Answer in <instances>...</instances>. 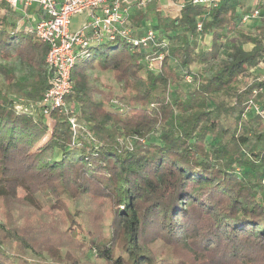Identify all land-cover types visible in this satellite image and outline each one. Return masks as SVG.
<instances>
[{
    "label": "trees",
    "instance_id": "1",
    "mask_svg": "<svg viewBox=\"0 0 264 264\" xmlns=\"http://www.w3.org/2000/svg\"><path fill=\"white\" fill-rule=\"evenodd\" d=\"M246 5L222 0L205 8L183 0L179 15L165 25L168 33H181H169L172 44L156 72L140 47L115 41L88 49L74 64L73 89L65 97L84 129L73 141L64 114L52 111L48 132L41 113L15 109L16 97L41 100L49 47L18 27L19 13L0 1V264H74L57 249H40L35 231H20L26 206L62 215L58 232L69 242L85 238L87 254L100 264H264V119L242 117L252 99L264 109V78L239 86L250 69L264 64V20L251 26L256 33L244 32L237 9ZM200 33L210 35L207 49L199 47ZM235 34L240 42L232 40ZM13 58L34 70L31 81L16 79L6 65ZM94 69L110 72L120 86L114 100L94 98L103 91L90 79ZM182 80L191 86L187 92L178 89ZM259 88L263 93L254 95ZM161 124L168 126L160 143L147 142ZM208 138L216 141L210 149ZM125 140L131 150L122 146ZM19 189L24 194L14 198ZM92 206L110 218L105 237L88 226ZM157 240L183 245L192 260L171 255L158 262L147 245Z\"/></svg>",
    "mask_w": 264,
    "mask_h": 264
},
{
    "label": "built area",
    "instance_id": "2",
    "mask_svg": "<svg viewBox=\"0 0 264 264\" xmlns=\"http://www.w3.org/2000/svg\"><path fill=\"white\" fill-rule=\"evenodd\" d=\"M0 1L8 3L11 7H16L18 3V0ZM159 1L161 0H21L25 8L35 5L43 13V18L27 27V31L49 47L45 58L47 87L41 100L32 104L29 109L38 108L45 119H48L54 110L64 114L74 141L84 129L75 108L66 103L65 97L73 89L71 72L76 60L87 55L88 49L92 47L122 41L130 47H140L146 55L148 69L156 72L161 65L167 43L160 40L156 31L150 27L142 35H136L128 17L133 8L140 9ZM220 1L222 0H192V4L210 8ZM172 3L180 9L183 4ZM246 6L237 9L239 24L243 29L264 20V0H247ZM84 12L88 15L86 22L77 31L70 32L72 16ZM197 31H201L200 23L197 24ZM154 49L159 51L152 52ZM184 80L186 83L192 82L189 75H186ZM258 93H263V88L253 90L254 95ZM248 104L242 115L244 119L250 113L264 119V109L255 99L250 100ZM16 109L21 110L20 106H16ZM86 136L92 138L89 133H86ZM124 145H129L126 148L131 150V142L127 141Z\"/></svg>",
    "mask_w": 264,
    "mask_h": 264
},
{
    "label": "rangeland",
    "instance_id": "3",
    "mask_svg": "<svg viewBox=\"0 0 264 264\" xmlns=\"http://www.w3.org/2000/svg\"><path fill=\"white\" fill-rule=\"evenodd\" d=\"M167 3V0H165ZM176 3H183L182 0H174ZM163 3V5L156 3L153 10L148 9L147 7H142L139 10L134 9L133 14H130L128 17L129 22L136 21L140 18H144L147 21V28H152L156 31V33L159 35V39H163L166 43L172 44V40L169 38V33L165 29V25L168 22V20L173 19L174 17H177L179 15V9L175 7L174 5L167 6V4ZM174 8L175 10H170ZM33 9H27L25 10V14H19L18 20H22V22L26 24H32L31 20V14H33ZM87 13H80L72 16L70 21L69 30L70 32L77 31L86 21H84V18H86ZM29 17V19H28ZM170 18V19H169ZM28 19V20H27ZM155 19L158 20L159 26L153 27L152 21H155ZM17 20V21H18ZM24 25V26H25ZM242 29V28H241ZM244 32L253 33L255 32V28H251V26H246L244 29H242ZM168 33V34H167ZM180 34L181 30L178 29L170 35L173 34ZM256 33V32H255ZM253 35V34H252ZM231 37L227 38L225 40L226 43H229ZM198 44L200 49H207L210 45V35L200 33L197 36ZM232 40H238V35H233ZM240 42V41H239ZM242 44V43H241ZM110 46H113V44H109ZM243 49L250 50L252 45L250 43H243L242 44ZM104 49V47H102ZM222 57V56H221ZM262 63H264V59L262 60ZM174 65L173 63H171ZM6 65L13 71L15 77L17 80L21 82H29L34 76V70L31 67H28L21 63L18 59L13 58L10 61L6 62ZM197 67H192L193 71H196ZM90 79L92 83L97 85L100 89H102V92H95L94 98L96 100H107L108 102L110 100H114L115 95L120 94V86L113 80L112 75L110 72H103L98 69L91 70L89 72ZM264 78V64H259L256 67L250 69L247 74L239 79V86L240 88H243L247 84H249L254 79L261 80ZM4 86V80L2 76L0 75V87ZM190 85H187L183 80L179 83L178 89L182 92H187L190 89ZM176 89L175 86L171 88V90ZM112 93H111V92ZM114 95V96H113ZM222 100L228 104L232 103L233 99L232 97L223 96L221 97ZM17 101L15 102V109L16 106H20V111L32 113L33 116L40 115V111L38 108H33L32 110L29 109V107L34 104L33 102L27 101L26 99L22 97H16ZM73 105V104H72ZM17 110V109H16ZM27 110V111H26ZM44 118V117H43ZM43 121L46 123V125L49 127V131L52 130V127L54 126V119L52 117H49L48 119H43ZM81 123V122H80ZM168 126V124H161L158 125L151 133L148 135L146 141L147 142H154V143H160L159 135L160 133L165 129V127ZM48 133L44 137L46 140L48 138ZM39 142L34 148L36 149L38 146H41L44 142L43 140ZM208 138L206 140V147L207 149H210L216 141L209 140ZM44 140V141H45ZM127 140L124 141L126 143ZM125 149L129 145H122ZM237 172V171H236ZM239 174V172L237 173ZM246 175V172L242 173V178ZM24 193L21 189L18 190V194L14 198H20L19 196H22ZM88 213V226L93 232H96L97 235L101 236H107V226L109 223V216L105 213L106 211L103 208H98L97 206H92L90 210L86 211ZM51 214V212H50ZM21 215L23 218V221H21L18 224V227L20 231H26V232H32L35 231L34 241L39 245L40 249H46L47 254L54 253L57 250L61 251L62 253H66L62 258H66L69 262H73L74 264H100L96 258L95 255L91 252L87 254L88 250V242L85 240V238H82V236H78L77 240L74 242H69L70 238L68 234H60L58 232V224L60 223V219H64L62 215H57V213H52L50 217H48L47 214H43L42 212H38L36 210L31 209V207L26 206L21 208ZM56 218V220H54ZM65 227V221L62 220ZM85 227V225L83 226ZM68 243V244H67ZM148 248L153 253V255L156 257L158 262H161L165 258H169L171 255L179 259H184L187 261H191L193 256L187 251L183 245H177L176 247L172 248L171 246H167L163 243L162 240H157L152 243H148ZM64 246V247H63ZM59 247H63L59 249ZM173 254H176L174 256ZM169 256V257H168ZM172 258V261H173ZM174 258V259H176ZM75 260V262L73 261ZM176 262V261H175ZM195 263H199V261H194ZM42 264H52L49 262H44ZM63 264H68L63 262ZM200 264H202L200 262Z\"/></svg>",
    "mask_w": 264,
    "mask_h": 264
},
{
    "label": "crops",
    "instance_id": "4",
    "mask_svg": "<svg viewBox=\"0 0 264 264\" xmlns=\"http://www.w3.org/2000/svg\"><path fill=\"white\" fill-rule=\"evenodd\" d=\"M166 1L165 0H161V1H159V2H154V3H159V4H161V5H163V3H165ZM172 2H174L175 3V1L173 0ZM170 0H167V3H165V4H167V6H172L173 5V3H172ZM4 3H6V2H4ZM8 6H10L8 3H6ZM11 7V6H10ZM13 9H15V11L17 12V13H19V14H25V10H27V9H30V8H32L34 11H33V14H31V20H32V24H24L23 22H22V20H18L17 21V25H18V27H22V28H27V27H29L30 25H33L36 21H38V20H40L41 18H43V13L37 8V6H35V5H33L32 7H30V8H25L24 6H23V4H22V2H21V0H18V3H17V5H16V7H12ZM134 9H138V8H133L132 10H131V14H133V10ZM139 10V9H138ZM170 10H175L174 8H172V9H170ZM87 17H88V15L86 16V18H84V21H86V19H87ZM28 19H29V17H28ZM27 19V20H28ZM170 19V18H169ZM169 21V20H168ZM138 23H140V27L139 28H137V29H135L134 28V26L133 25H135V24H138ZM152 25H150V26H153V27H158L159 26V22H158V20L157 19H155V21H152V23H151ZM25 25V26H24ZM130 25H131V27H132V29H133V31H134V33L136 34V35H142V33L147 29V21H146V19H144V18H140V19H138V20H136V21H131L130 22ZM168 34V33H167Z\"/></svg>",
    "mask_w": 264,
    "mask_h": 264
}]
</instances>
